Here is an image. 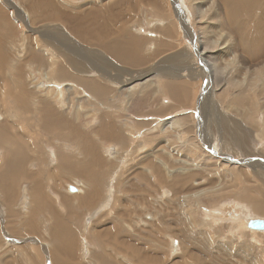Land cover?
Masks as SVG:
<instances>
[{"label":"rangeland","instance_id":"1","mask_svg":"<svg viewBox=\"0 0 264 264\" xmlns=\"http://www.w3.org/2000/svg\"><path fill=\"white\" fill-rule=\"evenodd\" d=\"M142 1L141 6L139 5L137 8L139 10H135L130 2H125L118 9L101 11L107 15V25L113 34L121 29L122 20L126 23L127 28L123 34L125 39L122 40L121 37L123 43L130 44L132 40H135V37L141 38L143 52L151 56V61L142 68L131 63L127 66L121 62L120 66H116L124 69V72L131 69V73L136 75L135 78L129 75L124 76L118 73L115 68H105V71H102L93 65L86 68L85 72H81L73 66L69 67V72L74 77L94 79L108 85L112 94L110 93L101 102L97 101L98 104L95 99L90 97L92 95L87 90L73 80L57 83L56 89H54L52 87L54 76L51 74L53 64L50 63L49 67L47 65L40 67L37 63L30 61L31 54L37 52L44 53L50 59L47 53L52 50L53 45L59 43L57 40H51L49 32L44 31L42 21H36L34 18L31 21L30 17L32 16L28 17L24 9H27L31 0H0V23H7V26L1 28L5 32L10 25L15 33V39L0 36L2 51L6 55L5 62L1 63L0 61V122H4L12 130L5 135L2 132L0 142L18 135L24 145L29 147L30 160L26 165V171L32 173L38 181L46 182L47 196L53 197L50 198L51 204L63 213L66 211L57 207L61 204L57 202L55 183L51 174L59 177L61 156L64 158L68 156L73 158V161L76 160L73 151H66L63 148V146H72L69 132L76 131L77 137L73 142L79 145L77 153L81 156V162H88L87 167L94 164L102 173H105L102 177L105 187L103 198L97 211L102 216L107 228L113 225L117 214L130 213L127 226L131 227V230H128V239L131 242L129 249L133 252L132 247L136 245L142 248L148 247V242L143 241L147 231L152 234L154 241L149 254L151 256L165 254L162 249L164 248L166 255L162 256V259L167 260L166 264H191L187 259L191 256L203 257L206 261L205 264H264V234L249 232L243 219H237L236 222L239 224H235L234 215L229 216L230 211L246 206L245 198L247 197L257 198L260 202L264 201V134H262L264 131L262 129L264 127V93L260 94L261 91L264 92V66H256L257 63L241 50L240 39L230 25L221 31L220 24L217 27L219 23L217 15L215 19L217 23L212 24V21H208L213 9L219 7L221 12L223 11L220 6L221 3L224 4L223 0ZM49 2L63 12L71 8H82L81 10H89L88 7L96 9L98 6L107 8V6L118 3L117 0L116 2L115 0L113 2L112 0H49ZM154 13L157 17L153 15ZM222 15H224L223 12ZM167 16L171 18L170 23L174 25L175 34L167 38L169 43L172 42L171 46L159 58L157 54L161 51L160 47L156 46L155 49L151 47L160 38L159 31L155 30L159 29L161 23L168 22ZM177 16L180 17V22L177 21ZM243 21L247 23L246 19ZM48 25L58 27L59 23L52 20ZM202 26L209 28L208 31L211 34L208 36L214 44L213 54L219 59L223 68L221 75L216 77V81L211 79L214 77L210 73L209 67H206L202 62L200 50L197 49V47L203 46ZM186 28L189 29L186 30ZM61 30L64 32L63 29ZM254 30L252 25L245 28V31L251 35ZM127 33L132 35L129 36ZM217 34L219 35L217 36ZM155 35L158 36L154 38ZM46 37L49 39L47 40ZM198 38L201 41V46ZM67 40L77 46L89 49V46L77 37H69ZM224 45L227 46V49L236 45L237 50L234 48L223 49ZM98 53L104 59L101 52ZM173 55L183 56L186 61H183L184 67L181 66L182 69H178L177 77H175L177 80H186L189 83L188 88L181 84L177 85V88L172 87L180 93L186 90L179 100L174 98L176 90L170 97L171 99L165 97L167 96L166 91L170 87L167 88L168 85L161 87L159 84L161 80H167L163 77L165 75L171 79L170 82L175 80V77L171 78L170 73L166 72H171L168 69L171 67L168 61ZM134 57L139 61V52L135 53ZM164 65L168 68L162 69L161 67ZM148 69L151 70L148 71ZM137 70L145 71L140 77L137 75ZM150 72L157 74V78L148 80L150 87L142 84L135 90L136 94L133 91L121 92L135 81L145 79L146 75H151V78H154L155 74ZM9 76L15 79L20 77L31 90L37 92L34 96L29 97L33 102L29 103L26 111L11 103L9 87L6 84V78ZM254 77L255 79L260 77L256 82L258 88L250 86L251 79ZM34 78L37 80L36 83L31 82V79ZM59 86L65 87V89L67 86L72 88L65 93V100L61 103L57 102L54 97L53 99L47 97L48 95L52 97L54 92H58ZM154 86L155 91H158L155 95L153 94L155 93ZM160 88L163 89L162 93L159 91ZM187 92H189V96H186ZM240 93L242 95L247 93L250 96L249 100L256 99L257 109L252 110L248 106V101L245 111L243 107L240 108L239 102L236 101L238 99L234 98L235 95L240 97ZM14 95L18 96L19 94L15 91ZM156 99L159 104L171 107L172 112L167 111L162 114L159 105L152 107L150 101ZM43 100H49V103L53 105L52 109L57 108L60 115L58 117L60 118L59 131H44L43 126L45 127L46 120L43 115L45 110ZM62 104H65L66 110L60 108ZM235 106L240 109L234 108ZM245 113L249 115V119L246 118L248 115ZM104 115L114 119L117 136L123 142L130 144L128 148H119L115 140L106 138V130L101 124ZM143 118H146L147 121H143ZM133 122L138 127L135 129V133L131 128ZM146 122L149 125H146V130L145 128L142 130L140 127H143ZM161 122H165L169 126L164 129L165 126H160ZM61 128H65V130L62 132ZM131 135L134 136L135 141L129 140ZM146 135L151 137L155 143L153 144L150 139L145 141ZM250 136H252L251 140H246ZM259 136L262 139H258ZM80 140L97 141L101 152L90 153L84 150ZM138 143L142 146L138 147ZM48 146L52 148L51 151ZM111 147H118V150L115 148L111 152ZM1 149L3 148L0 144ZM53 154H55L54 157L58 154L59 159L58 165L54 167L50 164L51 161L54 162ZM147 155L152 159L149 164L145 162ZM1 156H5V152ZM1 156L0 164L4 162ZM97 156L98 159L101 158L100 162L96 161ZM119 156L124 159L120 160ZM39 157L42 160L39 161ZM255 161L256 164H260L257 165L260 168L256 167V170L260 172H256L253 167ZM141 163L143 164L141 165ZM32 165L36 169L30 168ZM156 167L162 168L166 176L158 179L151 172ZM242 169L247 172L243 174L244 176L240 173ZM170 170L174 171L171 176H169ZM191 174H197V176L186 184L174 186L176 190H171L177 177L186 178ZM236 175H241V177H236ZM27 180L24 176L17 177L16 198L13 203L17 214H5L4 207L7 201L0 194V264H14V257H25L31 262L26 264H33L34 248L30 245L37 243L35 238L38 236L34 234V231L29 230L31 227L27 231L21 232L23 237L18 234V231L22 230V226L32 224L30 209H28V214H22L19 209L30 195L31 185L23 184ZM76 180L78 181L79 178L71 177V179L62 180L57 185L60 200L63 198L64 201L70 200L72 203L70 210L79 212L81 211L77 204L79 199H70L72 194L67 189V186H75ZM193 183H197V185L189 188ZM129 185L131 186L129 187ZM229 188H231V192ZM36 190L43 194L41 185H38ZM223 205L225 206L222 211H227V214H223V219L213 220L211 211L215 212ZM83 213L86 214L87 220L93 219L94 212L83 211ZM146 216L153 218V222L149 226L144 224L148 223L144 220ZM36 217L44 228L46 218ZM251 217L264 218V216L253 215ZM143 220L144 223H142ZM25 234L29 238L24 236ZM44 234L47 239L49 231L46 232L45 228ZM24 237L28 241L21 239ZM212 238L213 241L208 243V239ZM229 242L233 245L234 250L229 248ZM181 243L184 244L183 251ZM39 244L41 250H37L38 261L45 259V262L50 264L49 246L43 247V242ZM107 246L111 247L112 244L109 243ZM241 246L246 247L247 250H242ZM88 247L93 250L90 251L94 255L96 250L100 251L102 248L92 247L86 239L79 240L77 248L79 255L75 258L76 264L85 263L88 255L81 251ZM133 252H127L128 258L123 264L134 263ZM243 253L245 254L243 255ZM143 258V256L139 257L140 264ZM88 262L91 263L90 260Z\"/></svg>","mask_w":264,"mask_h":264},{"label":"bare ground","instance_id":"2","mask_svg":"<svg viewBox=\"0 0 264 264\" xmlns=\"http://www.w3.org/2000/svg\"><path fill=\"white\" fill-rule=\"evenodd\" d=\"M118 1L119 0H117V2ZM112 2H113V0H112ZM115 2H116V0H115ZM125 2H130V5L133 8H135V10H139L137 8L140 4H142L143 1L142 0H121L116 5L112 4L109 7L107 6V8L98 6V4H97L98 7L95 6L96 9H92L91 7L90 8L88 7L89 10H86V9L81 10L82 8H80V9L71 8V9H66V11L63 12L58 7H56L55 5L50 3L49 0H31V3L27 7V9H24L25 12H27L28 17H30V15L32 16V17H30L31 21L33 20V18L36 21H42L43 25H44V31L49 32L48 35L51 37V40H57L59 42L58 44L53 45L52 50L47 53V55L50 56V59L47 58V56L41 52H37L35 54L32 53L31 57H30V61L37 63L40 67H43L45 65H47L49 67L50 63L53 64V67L51 69V74L54 76L53 85H52V87L54 89H56L55 87H56L57 83H66L68 81L73 80V81L77 82L80 86H82L85 90H87V92H89L93 96V97L92 96H90V97L95 99L96 102L97 101L101 102V101L105 100L107 98V96L110 95V93H111L108 85L101 82V81H97L94 79H82V78L74 77L70 74L69 67L73 66L74 68L78 69L81 72H85L86 68H90L93 65H95L97 68H100L102 71H105V68H115L118 71V73H121L124 76L129 75V76H132L135 78L136 75H133L131 73V71H132L131 69H128V71H127L128 74H127V72H124V69L117 68L116 66H120V62H121V64L124 63L127 66L129 63H131L134 66L142 68V66L146 65L149 61H151V56L147 55L142 50L143 41L141 38L135 37V40H132V42L130 44H126L125 42L123 43L121 41V37H122V40L125 39V36L123 34L125 33V30L127 28V25L125 22H123V20L121 21V23H122L121 29L119 31H117L116 33L113 34L108 28V25H107L108 19L106 20L107 15L102 13L101 11L118 9ZM223 2L225 5L223 3H221L220 6L223 9L222 12L224 13V15H222L221 10L219 9V7H217L215 9H213L214 11L212 10L213 12L211 14V17L208 18V21L209 20H210V22L212 21V24L217 23L215 21L216 15H217V17L219 18V23H218V25L217 24L216 25L218 27L220 24L219 29L221 28L220 29L221 31L224 28L226 29L230 25L240 39L241 50L246 52L252 58V60L255 63H257L256 66H264V62H263V57H264V0H223ZM99 7H101V8H99ZM143 10L144 9L142 7V11ZM218 10H220V12H218ZM159 11L160 12L162 11V10H160V7H159ZM141 12H139V13L141 14ZM99 14H101V17H99ZM153 15H155L157 17V15L155 13ZM176 18H177V21L180 22V20H181L180 17L177 16ZM167 19H168V22L161 23L159 25V29L155 30V31H159L158 35H160V38L158 40H156V44L151 47V48H154L156 46H158L157 48L160 47L161 51L157 54L159 58H160L161 54H163L165 52V50H167L171 46L172 42L169 43V41H167V38H170L173 34H175L174 33V25H173V23H170L171 18L167 16ZM243 19H246L247 23H244ZM52 20H55L59 23L58 27H50L48 25V23ZM26 21H29V20H26ZM248 25H252L253 28L255 29L253 31L252 35L249 32L247 33L245 31V28H247ZM3 26H7V23H4V24L0 23V36L8 38V39H10V38L15 39V33L13 32V28L9 25L8 30H6L4 32L3 29L1 28ZM61 29H63L64 32ZM188 29L189 28H186V30H188ZM201 30L203 31V35H204L203 46H201V41L198 38L199 44L201 47L200 48L197 47V49L200 50V56H201L202 62L205 63L206 67H209L210 73H212V75L214 77L211 79H214L216 81V77L221 75L223 68L220 65L219 59L213 54L212 50L214 48L213 47L214 44L211 42V39H209V36H208L209 34H211L208 31L209 28L202 26ZM214 30H215V28H214ZM215 32H216V30H215ZM183 33H185V32L183 31ZM127 35L131 36L132 34L127 33ZM158 35H155L154 38H156ZM218 35L219 34H217V36ZM69 37L79 38L83 43H85L86 45L89 46V49H87L86 47L77 46V45L71 43L70 41L67 40ZM46 38H47V40L49 39V37H46ZM173 43L175 44L176 42H173ZM232 48L237 50L236 45H235V47H229L228 49L230 50ZM223 49H227V46L224 45ZM98 52H101L102 56H104V59L101 57V55ZM134 52L135 53L139 52V58H140L139 61L136 57H134V54H135ZM8 53H9V51H8ZM177 54H179V53H177ZM182 55H179V56H182ZM176 58H180V59H176ZM5 59H6V55L2 51L1 39H0V61H1V63H4ZM167 59H169V58H167ZM232 60H233V58H232ZM164 61H166V60H164ZM183 61H184L183 56L178 57L177 55H173V57L168 61V64L171 67L168 68L164 65L161 68L162 69H166V68L170 69L171 72H168V71H166V72L170 73L169 76H171V78H174L176 76V72H178V69H182V68H180L181 66L184 67V62H186V61H184V62ZM258 62H260V63H258ZM38 69H40L42 71L44 70L41 68H38ZM139 70H137L138 71L137 75L142 76V74L144 73L145 70L143 72L139 71ZM150 70L148 69V71H150ZM201 71H202V69H201ZM148 74H149V72H148ZM151 74H155V75H153L154 78H151V75H146V76H144V77H146L145 79L135 81L134 83L127 86L126 90H122L121 92L133 91L135 93V90L138 89L142 84L149 86L148 80H154L155 78H157L156 73H151ZM163 77H165L167 80H165V81L161 80L160 81L159 84L161 85V87L162 86L166 87L167 85H168L167 88L170 87V89H168L170 91L169 92H168V90L166 91L167 96H165V97L171 99L170 97L173 96V94L175 93V90H176L174 98H175V100H179V98L183 96L182 94L186 90H183L182 93H180V91H178L177 89H172V87L175 86L177 88V85L181 84V85H184L188 88L189 83L186 80H177V78H176L177 76L174 78L175 80L173 82H170L171 79L168 76L165 75ZM259 78L260 77H257L256 79H255V77L252 78L250 86L258 88V86L256 85V82L259 81ZM36 81L37 80L35 78L31 79V82H33V83H36ZM211 82H213V81H211ZM227 83L229 84V82H227ZM6 84L9 87V95H10L11 103L15 106H18V107L20 106L21 108H24V110L26 111L28 109L29 103L33 102L32 98H29V97L34 96L35 94H37V92L34 90H31V88H29L26 85V82L23 81L20 77H17V79H15L14 77L9 76L6 78ZM37 87L39 88L38 85H37ZM59 87L60 88H59L58 92H54L52 94V97L49 95L47 97L49 99L50 98L53 99V97H54L57 102L61 103L65 100V93L70 91L72 88H70L69 86H67L66 89H65V87L64 88L61 86H59ZM15 91L18 92V94H19L18 96L14 95ZM154 91H155V86H154ZM159 91H160V93H162L163 89L160 88ZM157 92L158 91H155V93H153V94L155 95ZM263 93H264L263 91L260 92V94H263ZM189 95H190L189 92H187L186 96H189ZM222 95H223V93H222ZM12 96H13V98H12ZM236 96H238V95H235L234 98L238 99L236 101L239 102L238 104H239L240 108L243 107L244 111L247 109V106H246L247 101H248V106L250 108H252V110L257 109L256 99L249 100L250 96H248L247 93H243V95H242V93H240V95H239L240 97H236ZM42 103L45 104V110L43 111V115H44V118L46 120L45 127L43 126L44 131L45 132L46 131L47 132L48 131L49 132L59 131L60 127L58 126V124H59L60 118H58V117H60V115H59L57 108L55 107L52 109L53 105L51 103H49V100H43ZM150 103H151L152 107L159 105L162 114L167 112V111H171V107L159 104L158 99L151 100ZM236 107L237 106H235L234 108H236ZM60 108H62L63 110H66L65 104L60 105ZM237 108L240 109L239 107H237ZM119 112L122 113V111H119ZM246 115H248V114H246ZM246 118L249 119V115ZM143 119H144L143 121H147L146 118H143ZM101 124L106 130V138H108L110 140H115L117 142V144H118L117 146H119V148H128L130 146L129 143L123 142L122 140H120L118 138L116 128H115V121L113 118L109 117L108 115H104L102 118ZM166 124L167 123H165V122H161L160 126H165L164 127V129H165L166 127L169 126L168 124L167 125ZM146 125H149L148 122H146L144 124V126L140 127V128L143 130L146 127ZM158 125H159V123H158ZM261 125H263V124H261ZM156 127H158V126L156 125ZM131 128L133 129V133H135V129L138 128L136 126L135 122H133ZM262 129L264 130V127H262ZM61 130L63 132L65 130V128H61ZM145 130H146V128H145ZM263 130H261V131H263ZM2 132L5 135V134L12 132V130L4 122H0V134ZM69 134H70L69 138H70V141L72 142V146H63V148L66 151H73V155L76 156V160L75 161L70 160V163L75 164L77 168H81V171H79L78 175L83 177L88 182V184L85 188L78 189L76 186H73L74 188L77 189V192H74V193L71 192L70 194L74 195L77 193L79 194L80 192L83 193L85 191V193H86L85 197L83 199H81L80 202L83 203L84 205H88V206L92 207L95 204V197L97 196L96 200H98L100 198L102 192H103V187L100 188V185L103 186L102 177L105 173H102L101 170L99 168H97L93 163H92L93 165L91 167H85L84 161L81 162V159H80L81 156H79V153H77L79 151V147H78L79 145L77 143L73 142L77 137V133H76V131L71 130L69 132ZM262 134H264V131L262 132ZM250 135H252V134H250ZM256 135L258 136L257 133H256ZM252 136L248 137L246 140L250 141ZM260 138H261V136L258 137V139H260ZM144 139H145V141L150 139V140H152L153 144L155 143V141L153 142V139H151V137H149L147 135L144 137ZM129 140L135 141L136 139L134 138L133 135H131ZM80 142L82 143V148L86 151H89L90 153L101 152L99 145H98L97 141H95V140H80ZM166 143H168V142H166ZM0 144H1V148H3L0 150V156L3 155L5 152V156H1V158L4 159V162H1V164H0V194H2L5 197V201H7V202H5V207H4L5 214L15 215L17 213L14 210L13 203H14V200L16 198L17 177L18 176H24L26 179L29 180V179H32V177L34 176L32 173H28L26 171V165H27L28 161L30 160L29 147L24 145L23 141L21 140L20 137H18V135H15V138L4 139L3 141L0 142ZM145 144H146V142H145ZM137 145H138V147L142 146L139 143ZM152 147H153V145H152ZM154 147H155V145H154ZM115 148L118 150V147H115ZM115 148L111 147L110 151L113 152L115 150ZM48 149L50 151L52 150V148L49 146H48ZM33 153H34V151H33ZM117 153H119V152H117ZM80 154L83 155V153H81V152H80ZM54 156H55V154H53L54 162H52L50 160L51 161L50 164L52 167L57 166L58 165L57 163L59 162L58 154L56 155V157H54ZM148 156L149 155L146 156L147 158H146L145 162L149 164L152 162V159L150 157L148 158ZM258 156H260V155H258ZM119 159L123 160L124 158L119 156ZM182 159H184V157H182ZM261 159H263V158H261ZM39 160H40V158H39ZM64 161H66V160H64ZM96 161L100 162L101 158L98 159V156H97ZM256 161L253 162L254 164L252 163L253 167H255L254 169L256 172H260V171L256 170L257 169L256 167H258L257 165H260V164H256L257 163ZM249 166L251 167L250 164H249ZM30 168L36 169V167L33 165L30 166ZM258 168H260V167H258ZM143 171H145V170H143ZM151 172L154 175H156V177L158 179H161V178L166 176V174L164 173L165 171L159 167L152 169ZM256 172H254V173H256ZM173 173H174V171L170 170L169 176H171ZM240 173L243 175L247 172H245L242 169V170H240ZM51 175L55 178L56 181H58V178L54 174H51ZM176 176H178V175H176ZM195 176H197V174H191L186 178L177 177L176 183L172 186L171 190H176V188L174 186H180V185L186 184L191 179H193ZM236 177H241V175H236ZM197 183H193L192 185L189 186V188L192 186H195V184L197 185ZM37 186H36V188H37ZM36 188H35V190H36ZM67 189H69V186H67ZM230 189L231 188H229V191L231 192L232 190H230ZM45 191L47 192V189H45ZM172 192H174V191H172ZM110 193H112L111 188H110ZM177 194H176V196H177ZM51 195L54 196L52 193H51ZM33 198H35V201L37 204L36 210H38L41 207H43L44 204L47 203L48 199H50V198L52 199L53 197L49 196V198H47L44 194H42L41 192L36 190L35 194L33 195ZM245 199H246V206L239 208V209H236V210H233V211H230L229 216L231 217L234 215V222H236L237 219H243V221L245 222V227L249 232L264 234V230L263 231L254 230V229L249 228V226H248V222L250 220L260 219L261 221H264V218L251 217L252 215L253 216H260V217L264 216V201L260 202L257 198L252 199L251 197H247ZM31 202H32L31 199L28 197L26 199V201H24L22 203V205L20 206L19 209H20V212L22 214H28V209H30L29 214H30V219L32 221V224H27L25 226H22L21 227L22 230H19L18 234L21 235V232H23V230L27 231L30 227H31V229H29V230H32L35 233H37L38 237L35 238L37 243L30 245V247L34 248L33 253H32L34 259H33L32 263L33 264H47L45 262V259H42L40 261H38V259H37V258H39L37 250L38 249L41 250V248H40L41 245L39 243L43 242L44 243L43 247L49 246V248H50V250L48 252L50 264H76L75 258L79 255V251L76 249L74 234H73L71 228L69 226H66L65 224H63L60 221H57L52 227H49L48 221L44 220V228L46 229V232L49 230V234H48L47 239H46L44 237L45 236L44 228H43V226L40 225V223H41L40 220L36 216L33 215V209L31 207ZM58 206L60 207V209L63 210V207L61 205H58ZM224 206L225 205L220 206L221 208L216 209L215 212H213L214 210L211 211V215H212L213 220H219V219L224 218L223 214L224 213L227 214V211L226 212L222 211ZM91 209H93V207ZM243 214H245V215H243ZM129 216H130L129 212L128 213H120V214L116 215V217L114 218V221H113V225L110 228H105L103 230V232L101 234V240L97 246V248H100V247H102V248L100 249V251L96 250L97 252L94 250V253L96 252L95 255L91 252L93 250H91L90 247L85 248L84 250L81 251V253H86L88 255V258L86 259L85 263H83V264H123L125 259L128 258L127 252H129V253L133 252L129 249L131 247V242L128 239V237H129V231L128 230H131V227L127 226L129 224V218H128ZM249 217H251V218H249ZM144 220L147 221L148 223H144ZM144 220L142 221V223H144L146 226H149V224L151 222H153V218L151 216H146ZM235 224H239V223L236 222ZM32 226H35L36 229H35V227H32ZM21 236L23 237V233ZM24 236L28 237L26 234ZM26 237L21 238V239L23 241H28V239H26ZM211 241H213V238L208 239V243H210ZM108 242L112 244L111 247L107 246V244H109ZM30 243H31V241H30ZM180 245H181V249L183 251L184 244L181 243ZM106 246H107L108 250L106 249ZM232 247H233V245L229 242V248L231 250L233 249ZM132 248L134 249L133 254L135 256V258L133 259V261H134L133 264H138L137 258L139 259V257L141 255H144V254L139 251V245H136L135 247H132ZM241 249L247 250V248L243 247V246H241ZM229 253H230V251H229ZM235 253H236V251H235ZM244 254L245 253H243V255ZM236 255H238V254H236ZM202 258L191 256L187 259L189 260V263H191V264H205L206 261H204V258L203 259ZM89 260L91 261V263L88 262ZM206 260H207V258H206ZM13 262H14V264H26V263H29L30 261H29V259H27L25 257H14ZM142 262L147 263L149 261L142 260ZM166 262H167V260L163 259L162 261H158L157 264H166ZM177 264H179V263H177Z\"/></svg>","mask_w":264,"mask_h":264},{"label":"crops","instance_id":"3","mask_svg":"<svg viewBox=\"0 0 264 264\" xmlns=\"http://www.w3.org/2000/svg\"><path fill=\"white\" fill-rule=\"evenodd\" d=\"M40 160H42V159L40 158ZM64 160H66V161H64ZM70 160H73V158L68 157V156H66L64 158V156H61V164H60V168L58 171L59 172L58 181H56L55 178L51 175L53 180H54V183H55L54 186L56 188L55 193L57 195V202H59L61 204V206L63 207V211H66V212L62 213L59 209L55 208L51 204V202H52L51 199H48L47 203L44 204L43 207L36 210L37 204H36L35 198H33V195L35 194V188L37 185H41V189L43 191V194L47 198H49V196H47L48 193L45 191L46 182H44V181L40 182L36 179V177L33 176L32 179L24 181L23 184H30L31 185V191H30L29 198L32 201L31 207L33 209V215L34 216L45 217L49 223V227H52L57 221L62 222L66 226H69L71 228L73 234H74L76 249L78 248L79 240H82V239H86V241H88L92 247H96V246H98V244L101 240V234H102L103 230L105 228H107L105 226V223L103 222V220L101 218L102 216H100L99 212L97 211L98 205L103 198V192H102V194L98 200H96L97 196L95 197V204L92 206L93 209H91L92 207H90L88 205H84L83 203L80 202L81 199H83L85 197V194H86L85 191L83 193L80 192L79 194L77 193L75 195H71L70 199H79L77 204L79 205L78 208L81 211L76 212L74 210H70L72 203H70V200L64 201V198L62 200H60L59 195H58V185L57 184H59V182H61L62 180H68L69 178L71 179V177H73V178L78 177L79 178L78 181L76 180L77 183L75 185L78 189L85 188L88 184V182L83 177L78 175L79 171H81V168H77L75 164H71ZM84 164H85V167L88 166V162H86ZM142 164L143 163H141V165ZM117 184L115 185L116 188H117ZM131 185H133V184H131ZM131 185H129V187ZM102 187H103V191H104L105 187L100 185V188H102ZM111 197H112V194H111ZM57 207L60 208L58 205H57ZM83 211L88 212V213L94 212L93 219L87 220L86 214H84ZM35 229H36V227H35ZM146 233L147 234L144 237L143 241L148 242V247H146V248L143 247L144 248L143 249L142 247L139 246V251L144 254V255H141L144 257L142 260L149 261V262L143 263L141 260V264H157L158 261L163 260L162 256L166 255V250L164 248H162L164 250L165 254L151 256V254H149V252H150L151 246H153V244H154V241H153L152 236H151L152 234L150 232H147V231H146ZM34 234L37 236V233L34 232ZM137 262H138V264H140V261L138 258H137Z\"/></svg>","mask_w":264,"mask_h":264},{"label":"water","instance_id":"4","mask_svg":"<svg viewBox=\"0 0 264 264\" xmlns=\"http://www.w3.org/2000/svg\"><path fill=\"white\" fill-rule=\"evenodd\" d=\"M69 191L74 193L77 192V189L73 186H69ZM248 226L251 229L263 231L264 230V221H261L260 219L250 220L248 222Z\"/></svg>","mask_w":264,"mask_h":264}]
</instances>
